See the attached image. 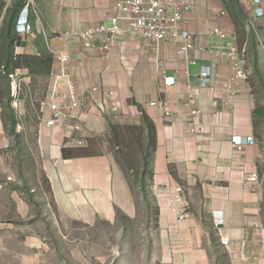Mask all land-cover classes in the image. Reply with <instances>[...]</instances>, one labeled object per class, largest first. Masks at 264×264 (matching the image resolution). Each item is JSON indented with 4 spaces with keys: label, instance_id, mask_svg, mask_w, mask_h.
<instances>
[{
    "label": "crops",
    "instance_id": "crops-1",
    "mask_svg": "<svg viewBox=\"0 0 264 264\" xmlns=\"http://www.w3.org/2000/svg\"><path fill=\"white\" fill-rule=\"evenodd\" d=\"M118 1L0 0V215L8 219L17 207L48 227L62 222L63 228L86 229L96 228L99 220L113 225L139 213L149 234L154 232L147 238L154 245L153 264H264V183L252 190L246 180L254 171L264 179V16L255 13L250 0L245 16L234 14L228 0H195V9L180 24L195 47L179 57L172 44L163 43L159 61L129 33L107 61L101 40L86 48L77 38H61L66 31L108 23ZM25 6L31 30L18 33ZM213 28L226 36L212 33ZM65 47L82 105L61 125L48 128L44 119L51 112L42 114L34 98L48 89L54 64L50 60L45 74L38 66L40 77L32 78L24 57L41 59ZM199 47H235L245 57L248 79L235 84L231 105L225 104L223 86L230 60ZM158 64L173 84L160 83ZM202 66L212 73L206 87L200 86ZM15 71L23 75L18 109L9 87ZM108 90L118 97L113 114L101 105ZM162 99L170 101L168 115L149 106ZM197 105L202 112L194 120L190 110ZM146 120L154 125L153 143L146 137ZM195 122L199 126L190 132ZM247 136L254 141L238 149L234 138ZM72 138L85 145L76 146ZM167 185L185 189L192 216L184 222L174 221ZM214 213L222 215L219 227ZM221 234L228 235V245L221 243ZM7 239L13 243L9 236L0 241Z\"/></svg>",
    "mask_w": 264,
    "mask_h": 264
},
{
    "label": "built area",
    "instance_id": "built-area-1",
    "mask_svg": "<svg viewBox=\"0 0 264 264\" xmlns=\"http://www.w3.org/2000/svg\"><path fill=\"white\" fill-rule=\"evenodd\" d=\"M262 1V0H257ZM117 15L110 18L108 24H97L87 27L79 31H66L61 34V38L65 41L71 38H77L87 48L93 47L99 40L102 41V51L104 60H109L112 56L113 46L126 32L141 39L142 46L154 53L156 60H160V48L162 43L172 44L175 47L176 54L183 57L188 50L195 47L194 39L190 33L180 28L179 24L183 19L185 11H191L194 8V0H120L116 4ZM28 10V6L24 7ZM124 19L120 24L118 19ZM29 19L16 25L18 31L25 33L30 30ZM18 22V21H17ZM213 33L220 37H225V32L219 28H214ZM200 49L207 50L216 56L225 57L230 60V73L225 77L224 90L226 91V105H231L232 98L236 93L235 84L239 81L244 82L248 79V72L245 67L243 54L235 47H226L223 49ZM54 57V69L51 71L49 80V91L45 92L39 110L42 114L49 111L51 115L44 119L46 127L57 126L60 121L65 120L68 116H73L81 105L80 97L73 81L72 70L68 49L65 47L58 51H52ZM194 63V62H193ZM211 71L208 67H201L199 71L200 86L206 87L211 83ZM156 77L162 85H171L174 79L168 75L166 69L156 67ZM22 78L18 71L10 74L9 87L10 95L17 105V97ZM93 91H99L94 86ZM102 108L118 112V97L113 90L103 92ZM151 107L160 108L165 115L169 114L170 101L162 99L149 103ZM190 114L194 120L201 114V106L192 107ZM196 122L189 128L190 132H195L198 126ZM73 128L78 129L79 125L74 124ZM72 142L76 146H84L85 142L80 138H72ZM247 141H252V137L248 136ZM234 144L238 149L242 148V139L234 138ZM8 180L11 177L7 178ZM247 180L252 184V190H256L264 183L263 176L257 171L247 176ZM167 202L170 212L174 217L175 223L186 221L192 216L190 205L185 194V189L181 185H167ZM214 226L219 227L222 223V215L213 214ZM221 243L228 245V235H221ZM236 251V250H235ZM237 253V252H236ZM243 264V261H242Z\"/></svg>",
    "mask_w": 264,
    "mask_h": 264
},
{
    "label": "rangeland",
    "instance_id": "rangeland-1",
    "mask_svg": "<svg viewBox=\"0 0 264 264\" xmlns=\"http://www.w3.org/2000/svg\"><path fill=\"white\" fill-rule=\"evenodd\" d=\"M242 2L244 4L241 5L240 1L228 0L227 6L234 14H237V10L239 12L240 7L243 16H245V11H247L245 7H248L249 3L247 4L246 0H242ZM195 7L196 2L194 9ZM32 10L37 11L33 3ZM43 56L50 57V54L46 53ZM5 58L7 59V56ZM24 59L28 58L24 57ZM54 60L52 54L53 64ZM39 62L28 64V75H32V78L40 77V74L37 73L38 66L43 69V74L46 72L45 64ZM22 76L20 74L21 78ZM21 84H23L22 81L20 86ZM44 94L38 99L41 93L40 95L37 93L34 98L39 100L38 110ZM35 101L34 105H36ZM17 105L15 108H20L18 103ZM32 108L35 109V107ZM110 113L113 114V112ZM146 137L149 139L147 130ZM145 147H147V142ZM115 156L118 159L122 156L118 149H115ZM137 214L134 219L121 220L114 222L113 225L99 220L96 228L83 229L74 224L69 228H63L60 226L62 222H58L57 227H48V222L39 218L38 215L34 216L33 213L23 212L16 207L15 213L9 215L8 219H6V215H0L5 218L0 219V239L9 236L13 240V243L10 241L8 243V239L4 242L0 241V264H153L151 259L154 245L152 238L150 242L147 241V238L154 235V232L149 234V224L139 216L137 217ZM34 237L38 239L37 242ZM156 253L159 254L158 251L155 252V255Z\"/></svg>",
    "mask_w": 264,
    "mask_h": 264
},
{
    "label": "bare ground",
    "instance_id": "bare-ground-1",
    "mask_svg": "<svg viewBox=\"0 0 264 264\" xmlns=\"http://www.w3.org/2000/svg\"><path fill=\"white\" fill-rule=\"evenodd\" d=\"M250 2H251V4H252V6H253V8H254V10H255V13H257V15L258 16H264V6H262V4L264 3V0H262V1H257V0H250ZM194 6H195V0H194ZM115 9H116V7H115ZM194 9V8H193ZM192 11V10H191ZM186 12H189V11H185L184 13H186ZM117 10H116V14H115V16L117 15ZM184 13H183V18H184ZM112 17H114V16H112ZM111 17V18H112ZM109 21H110V19H109ZM122 21H125L124 19H118V23L120 24ZM182 21H183V19H182ZM181 21V22H182ZM181 22H180V24H181ZM109 23V22H108ZM108 23H106V24H108ZM102 24V23H101ZM103 24H105V23H103ZM180 24H179V26H180ZM30 25V24H29ZM31 27V26H30ZM180 28H181V26H180ZM214 29V28H213ZM220 29V28H219ZM183 30H185V29H183ZM221 30V29H220ZM187 31V30H186ZM222 31V30H221ZM224 32V31H223ZM126 33H129V32H126ZM125 33V34H126ZM212 33H213V30H212ZM130 34V33H129ZM215 34V33H214ZM131 35V34H130ZM133 36V35H132ZM135 37V36H134ZM122 38V37H121ZM120 38V39H121ZM137 38V37H136ZM75 39V38H74ZM139 39V38H138ZM119 40V39H118ZM118 40H117V42H118ZM141 40V39H140ZM116 42V43H117ZM141 43H142V41H141ZM168 43H170V42H168ZM83 44V43H82ZM96 44V43H95ZM163 44V43H162ZM116 45V44H115ZM114 45V46H115ZM113 46V47H114ZM90 48H92V47H90ZM101 48H102V45H101ZM221 50V49H220ZM180 57V56H179ZM203 67V66H202ZM206 67V66H205ZM201 68V67H200ZM199 71H200V69H199ZM49 91V89H47V92ZM82 105V104H81ZM83 107V106H82ZM61 123H63V120L62 121H60V123H58L57 124V126H59V125H61ZM248 137V136H247ZM247 137H246V139L245 140H242V142H245L246 140H247ZM252 137V136H251ZM254 141V139H253V137H252V141H247V142H253ZM247 179V178H246Z\"/></svg>",
    "mask_w": 264,
    "mask_h": 264
},
{
    "label": "trees",
    "instance_id": "trees-1",
    "mask_svg": "<svg viewBox=\"0 0 264 264\" xmlns=\"http://www.w3.org/2000/svg\"><path fill=\"white\" fill-rule=\"evenodd\" d=\"M237 1H239V0H237ZM238 4V3H237ZM238 7H239V4H238ZM241 11V9H240V7H239V12ZM14 41V40H13ZM13 41H12V43H13ZM28 59H27V62H28V64H30V63H32L33 62V64H34V62L36 61V63H38L41 59L43 60V63L45 64V66H47V64L48 63H50V60L52 61V56H51V54H50V57L49 56H43L41 59L40 58H38V57H36V56H29L28 55V57H27ZM18 61H19V59H18ZM36 63H35V65H36ZM45 69V68H44ZM38 102H39V100H38ZM38 102H37V105H38ZM146 130H147V133L149 134V140H150V142H152L153 143V139H154V135H155V131H154V125L152 124V122L151 121H149V120H146Z\"/></svg>",
    "mask_w": 264,
    "mask_h": 264
},
{
    "label": "clouds",
    "instance_id": "clouds-1",
    "mask_svg": "<svg viewBox=\"0 0 264 264\" xmlns=\"http://www.w3.org/2000/svg\"><path fill=\"white\" fill-rule=\"evenodd\" d=\"M28 19V10H26L25 8L22 9L21 11V15L20 17L18 18V22L16 23V25H21L23 21L27 20ZM17 29V27H16ZM18 33H21V31H18V29L16 30Z\"/></svg>",
    "mask_w": 264,
    "mask_h": 264
}]
</instances>
